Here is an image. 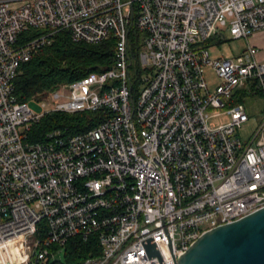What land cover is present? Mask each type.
Segmentation results:
<instances>
[{"label": "built area", "instance_id": "obj_1", "mask_svg": "<svg viewBox=\"0 0 264 264\" xmlns=\"http://www.w3.org/2000/svg\"><path fill=\"white\" fill-rule=\"evenodd\" d=\"M60 31L113 36L114 63L30 100L36 112L15 80ZM226 32L245 48L211 60ZM261 32L264 0H0V264L48 262L74 237L98 244L83 264H177L204 231L263 207L264 61L249 41ZM205 66L223 79L212 92ZM51 112L101 121L34 138Z\"/></svg>", "mask_w": 264, "mask_h": 264}, {"label": "trees", "instance_id": "obj_2", "mask_svg": "<svg viewBox=\"0 0 264 264\" xmlns=\"http://www.w3.org/2000/svg\"><path fill=\"white\" fill-rule=\"evenodd\" d=\"M37 32L31 30L24 35L32 38ZM138 36L133 30L131 40H137ZM115 44L113 36L97 43H87L73 41L67 31L58 32L49 45L41 47L31 59L20 65L15 80L17 99L42 100L59 85L74 82L92 72L105 71L114 63ZM137 49L138 42H135L131 51L135 53ZM100 121L101 115L94 112H51L32 126V134L34 138L40 139L46 131L54 128H68L72 133H78ZM63 252L64 264H83L88 256L98 255L99 247L94 238L83 241L74 237L64 245ZM53 264H58V261Z\"/></svg>", "mask_w": 264, "mask_h": 264}, {"label": "water", "instance_id": "obj_3", "mask_svg": "<svg viewBox=\"0 0 264 264\" xmlns=\"http://www.w3.org/2000/svg\"><path fill=\"white\" fill-rule=\"evenodd\" d=\"M177 264H264V206L204 231Z\"/></svg>", "mask_w": 264, "mask_h": 264}, {"label": "rangeland", "instance_id": "obj_4", "mask_svg": "<svg viewBox=\"0 0 264 264\" xmlns=\"http://www.w3.org/2000/svg\"><path fill=\"white\" fill-rule=\"evenodd\" d=\"M245 46H246V41L244 39H233L231 38L229 33L226 32L225 39L215 38L210 42V45L208 46V52L211 60L231 58L241 53V51L245 48ZM131 74L132 76L135 75L134 67H131ZM204 78L207 82L208 89L210 92L214 91L217 85L223 83V79L217 76V74L210 66L204 67ZM40 102L30 101L29 106L32 110L36 112H40L42 111ZM46 102L48 103L49 101ZM243 102L247 106V108L252 111L255 110L256 106L262 105V104L257 105L255 103V100L249 96L244 98ZM227 120H228L227 116H221V117L213 118L210 122L220 123V122H226ZM255 126H256V122L255 119L253 118H251L249 122L245 123L242 126L240 130V134L243 140H247L248 138H250V136L254 131ZM55 261H58V264H64L65 258L62 249L59 252H56L48 262L44 261L41 262L40 264H53V262Z\"/></svg>", "mask_w": 264, "mask_h": 264}, {"label": "crops", "instance_id": "obj_5", "mask_svg": "<svg viewBox=\"0 0 264 264\" xmlns=\"http://www.w3.org/2000/svg\"><path fill=\"white\" fill-rule=\"evenodd\" d=\"M249 41L258 49V59L264 61V32L253 35Z\"/></svg>", "mask_w": 264, "mask_h": 264}]
</instances>
